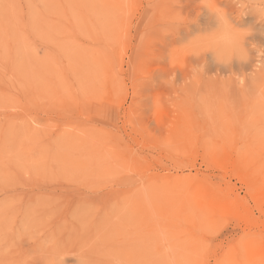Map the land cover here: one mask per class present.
<instances>
[{
    "label": "rangeland",
    "instance_id": "obj_1",
    "mask_svg": "<svg viewBox=\"0 0 264 264\" xmlns=\"http://www.w3.org/2000/svg\"><path fill=\"white\" fill-rule=\"evenodd\" d=\"M207 3L0 0V264H264V23L225 65Z\"/></svg>",
    "mask_w": 264,
    "mask_h": 264
},
{
    "label": "clouds",
    "instance_id": "obj_2",
    "mask_svg": "<svg viewBox=\"0 0 264 264\" xmlns=\"http://www.w3.org/2000/svg\"><path fill=\"white\" fill-rule=\"evenodd\" d=\"M235 10L228 14L222 10L217 11L221 22V31L217 38L212 42L213 50L223 55V61L226 65L227 60L232 57H240L247 62L250 57V51L245 47L246 39L251 35V29H238L233 23L234 19H241L252 11L257 17V23H264V0H234ZM207 6L215 7L214 0H208ZM251 48L256 52V64L254 71L249 73L248 79L256 85L255 93L252 97L254 104L261 110L259 122H257L256 112H251L244 120L242 128L260 133L264 136V48L252 44ZM203 65H194L192 68L193 78H197L203 72ZM168 80L170 86L176 85L175 74H172ZM77 264H89V261L82 257H76ZM66 257L56 251H53L45 264H65Z\"/></svg>",
    "mask_w": 264,
    "mask_h": 264
}]
</instances>
